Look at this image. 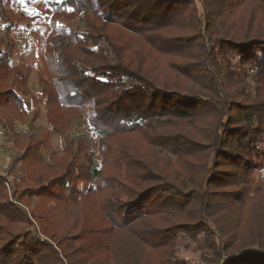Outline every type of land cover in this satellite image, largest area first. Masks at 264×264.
Wrapping results in <instances>:
<instances>
[{
    "label": "trees",
    "instance_id": "16d2710c",
    "mask_svg": "<svg viewBox=\"0 0 264 264\" xmlns=\"http://www.w3.org/2000/svg\"><path fill=\"white\" fill-rule=\"evenodd\" d=\"M30 4L0 0V11L5 15L6 5L10 13L22 15L29 33L37 29L33 44L44 46L52 84L50 91L42 90L52 130L60 131L58 119L70 112L84 117L99 142L95 145L92 135L72 137L63 148L70 155L63 173L35 192L40 207L51 200L52 211L60 219L73 216L71 223L58 235L44 234L46 225H40L51 243L31 233L27 243L12 242L0 227L10 236L0 245V264H42L40 250L31 253L38 246L56 264H186L177 257L176 240L181 234L198 240L199 232V243L214 255L218 247L209 236L217 231L225 236L223 249L232 247L234 239L219 223L225 206L217 198L226 194L241 204L244 199L211 187L223 180L217 158L241 167L225 174L226 183L255 185L250 161L239 166L243 158L223 148L259 158L254 152L264 142V0H45L46 23ZM8 30L10 23L0 30V52L6 54L0 59V72L6 73L0 82L10 77V85L0 88L4 128L11 126L12 106L23 112L25 100L33 99L26 80L8 73L7 53L17 45L3 37ZM244 78L256 84L249 96ZM239 95L246 97L245 106L234 99ZM28 138H22L26 171L42 160L39 149L33 150L42 143L29 144ZM82 148L89 151L77 162ZM234 175L239 179L230 181ZM44 178L35 177L37 185ZM82 180L90 181L78 186ZM253 189H264V181ZM6 206L0 203L7 218ZM194 209L211 212L205 216L211 227L203 222L191 227ZM211 214L220 217L212 220ZM251 245L257 247L248 251L242 245L236 257L264 264V233Z\"/></svg>",
    "mask_w": 264,
    "mask_h": 264
},
{
    "label": "rangeland",
    "instance_id": "374dc122",
    "mask_svg": "<svg viewBox=\"0 0 264 264\" xmlns=\"http://www.w3.org/2000/svg\"><path fill=\"white\" fill-rule=\"evenodd\" d=\"M27 1L31 3L30 6H28L29 10L32 8L36 11L41 19L44 20V23H46L50 11H48L45 0ZM88 1L93 2L94 0ZM20 2L22 3V0H20ZM7 9L8 7L5 5V15L2 12L3 10L0 11V30L5 23H10L12 30H8L9 32L6 31L7 33L3 37H6V39L9 38V40L12 39L13 42L17 44L16 47H14L15 49L10 50L11 53H7V55L11 57L9 63L10 70L8 73L12 75L11 77L23 81L26 80L25 84L27 85V89L33 91V99L32 102H30L29 98L25 100L26 110L23 112L20 111L17 106H12L13 111H11V115H9L12 120L10 128L9 126L4 128L0 125V203H6V213L8 214L6 218L5 215L0 212V227H4V230L9 231V234L14 238L12 242L15 240L19 242L22 239L27 243L30 233L48 241L41 233V226L46 225L45 231L42 229L44 234L50 235L54 231L58 235L63 232L66 225L68 226L67 223H71L73 216L67 217V219H60L57 213L54 210L52 211L53 202L51 200L46 203V207H40L41 198H37L35 192L40 185H45L46 182L50 181V178L52 180L63 173L66 162L70 159V155L66 156L63 154V148L68 141L72 140V137L76 134L81 136L85 134L86 137L92 135V142L95 143V145H98L99 140L91 134V130L88 128L83 116H73L69 114L70 112H68V116L67 113H62V116L58 119L59 125L63 126V128L58 132L52 130L48 121V117L50 118V116L46 114V94L43 92L52 89L49 73L44 66V46L42 47L41 43L36 45L33 44L37 29L34 28L33 33H29L26 28H23L22 23L24 22L22 21L23 19H21L22 15L19 13L13 14L14 12L10 13ZM110 29L111 28H109V30ZM32 35L34 38H32ZM0 48H4V45L0 44ZM2 51L0 52V59H2V54H4V56L6 55L4 52L2 53ZM17 53L19 56H17ZM233 62H236V60ZM37 65L38 69H36ZM247 69L249 73L251 70L249 67ZM38 70L43 72L41 75L43 77L41 79L39 78L40 75ZM29 71L30 74L27 76ZM2 74H6L5 71L0 72V75ZM182 79L185 83H188L189 88H197L184 78ZM38 81L40 83L39 85ZM8 82L4 84L0 82V88L8 87L10 85ZM244 84L248 87L247 95L249 96L251 89H253L256 84L253 82L252 78H247V80L244 78ZM234 99L242 106L248 103L246 97L242 95L236 96ZM230 115L234 114L231 113ZM53 116L59 115L54 113ZM26 136L30 138H28L29 144H32L34 140H38L42 143V145H38V147L33 149H39L40 152L37 153L40 154L42 159L40 160L41 163L35 166H33V163H30L27 171L22 167V148L24 147L22 138ZM257 148L259 149H257L258 153L254 152V155L258 154L259 158L254 156L253 158L248 157V155L242 153L241 149L234 150L223 148V151H227L230 154L237 153L239 157L243 158V160L237 161V163L240 164L239 166H241L244 160L247 162V165L248 161H250V177L255 183L253 186L248 187V182L242 185L243 188L229 182L226 183V181L229 180H226L225 174H235V170L237 171V169H241V167L236 168L234 165V167L228 166L225 164L226 160L224 158H217L220 164L216 169L221 171L220 176L223 180L220 183L218 181V184L212 186L211 190L215 189L219 192L232 194L233 196L240 195V197L244 199V202L241 204L235 202L231 196L226 194L219 195V197L217 195V204L225 206L220 207L223 209L222 216L224 218L220 217L218 214H211L212 220L220 217V225L223 224L224 229L230 232L231 235L229 237H231L232 240L234 239L232 247L223 249L221 243L226 240L225 236L219 231L215 233L216 236H209L210 241H214L218 247L217 255L213 254V250L210 249V246L203 247L201 243H199V241L201 242V236H203L202 232L196 235L199 241L188 238L189 234H181L182 236L179 235V238L176 240V247L178 248L177 257L179 259H184L186 264H247L245 256L236 257L237 253L244 249L242 245L248 246V251L252 249V247H257L251 245V243L255 242L257 238L263 237L264 233V195L259 194L261 198L256 199L259 196L257 193L263 192L264 189L258 192H254L253 189L254 186L260 185L264 181V142L258 144ZM82 149L85 150L80 154L77 162H82L85 153L89 151L88 148ZM77 162H74V164H77ZM76 173L77 172L73 173V176L71 175L73 184H76ZM245 173L248 175L247 172ZM37 176H42L43 178L46 176V178L37 185L36 182H39L35 179ZM234 179H239L238 175H234V178L230 179V181ZM89 181L90 180H82L79 181L77 185L84 186ZM21 193L23 194L21 195ZM252 202H254L255 205L252 209L248 210ZM15 206H18L20 209H17ZM212 210L213 209H211V211ZM48 212L52 213L50 214ZM208 212L211 213L208 209H194L192 214L196 216H192L188 220V222L194 224L191 227H196L198 226L197 223L201 222L211 227L210 224L206 222V220L210 221L211 219L206 218L205 220L206 213ZM40 215L42 218H39ZM47 216H49V218H47ZM25 218L28 219V222L25 221ZM199 219L200 222H198ZM4 230H0V245L10 238ZM74 232L75 230L70 229L68 234L72 235ZM259 234L262 235L259 236ZM216 241H220V246ZM48 242L51 243V241ZM37 251H39L38 253L41 257L42 264H56V258L53 255L46 256L43 254V247H31V253ZM31 253L30 255H32ZM212 260H214V262H211Z\"/></svg>",
    "mask_w": 264,
    "mask_h": 264
},
{
    "label": "snow or ice",
    "instance_id": "6c2138e0",
    "mask_svg": "<svg viewBox=\"0 0 264 264\" xmlns=\"http://www.w3.org/2000/svg\"><path fill=\"white\" fill-rule=\"evenodd\" d=\"M61 2H63V0H61Z\"/></svg>",
    "mask_w": 264,
    "mask_h": 264
}]
</instances>
